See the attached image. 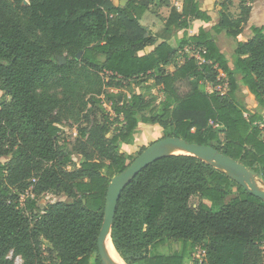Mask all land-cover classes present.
I'll use <instances>...</instances> for the list:
<instances>
[{
	"label": "trees",
	"instance_id": "16d2710c",
	"mask_svg": "<svg viewBox=\"0 0 264 264\" xmlns=\"http://www.w3.org/2000/svg\"><path fill=\"white\" fill-rule=\"evenodd\" d=\"M168 1L0 0V264H15L10 253L22 264H101L106 192L145 149L121 151L139 125L211 146L264 183V23L239 41L247 0H237L235 18V0H216L218 23L190 36L193 21L211 18L199 0H182L149 33L141 18ZM222 34L235 41L231 56ZM239 83L254 110L239 101ZM206 84L227 90L208 93ZM81 119L89 126L61 140V122ZM52 192L71 201L41 208L37 199ZM111 241L124 264H188L196 247L205 256L193 264H264V202L194 157L166 156L122 191ZM170 242L180 248L166 251Z\"/></svg>",
	"mask_w": 264,
	"mask_h": 264
},
{
	"label": "water",
	"instance_id": "95a60500",
	"mask_svg": "<svg viewBox=\"0 0 264 264\" xmlns=\"http://www.w3.org/2000/svg\"><path fill=\"white\" fill-rule=\"evenodd\" d=\"M80 55L81 52L76 57L79 58ZM58 60L60 64H64L65 62L63 58H59ZM170 147L182 149L189 156L210 165L217 171L223 172L229 179L246 190L250 195L264 202V187H261L264 186V183L257 179L254 171L247 169L243 164L223 155L211 146L189 144L182 139L173 137L161 138L140 152L126 169L111 179L108 185L103 222L97 237V256L101 264H111L106 253V244L110 242L113 246L111 241V228L122 191L131 180L150 164L166 156H172L167 154V149Z\"/></svg>",
	"mask_w": 264,
	"mask_h": 264
},
{
	"label": "rangeland",
	"instance_id": "374dc122",
	"mask_svg": "<svg viewBox=\"0 0 264 264\" xmlns=\"http://www.w3.org/2000/svg\"><path fill=\"white\" fill-rule=\"evenodd\" d=\"M252 0H247V4L252 3ZM117 4L123 3V5L126 3L122 2L121 0H114ZM181 0H169L168 4L169 7L166 6H158V2L154 3L150 6L148 12L144 15V17L141 18L140 23L146 27L149 33H156L160 31L164 26V20L167 19V17L170 14V10L172 7H175L176 9L179 7L178 3H180ZM27 3V0H26ZM249 6V5H248ZM216 10H220V8L217 7ZM229 12L233 18L237 17L239 14V6L238 1L235 0L232 7L229 8ZM146 16V17H145ZM264 17V15H263ZM264 23V21H263ZM247 25V24H246ZM261 26V25H260ZM181 34V33H179ZM178 34V35H179ZM225 36L218 37L219 40V46L223 50L224 53L231 56L233 53H231V49L234 46V44L231 43V41L228 40V38H224ZM220 38V39H219ZM235 43V41H234ZM190 53L192 51L189 50ZM63 59L68 58L65 54L61 57ZM80 58V57H79ZM182 61V58L179 57L177 60V63L180 64ZM170 69H173L172 66L166 67L167 71H170ZM152 80L148 81V85L152 84ZM132 91L134 93H140V90L138 87H135L134 84L131 86ZM226 88L224 86H221V91L224 94L226 92ZM141 93H144L143 91ZM151 94H153L157 99L161 97V88L160 87H154L151 90ZM1 96V94H0ZM238 97L239 101L241 103H244L245 108L249 111H252L256 108V103L254 101L253 96H251L246 88L242 86L241 83H239V91H238ZM264 114V113H263ZM93 118V117H91ZM79 126H89V123L84 124L83 119L78 121L73 120H63L61 124L59 125V128L61 130V140H65L66 143H72L74 141L75 135H76V129ZM162 138V129L157 125H139L138 132L134 137L133 143L131 145H125L121 148V151L125 154L136 156L138 152L141 150V148H146L152 143L158 141ZM81 159L79 157L74 158L73 164L74 167H79ZM257 179L260 181V179L257 177ZM264 187V186H261ZM56 201H65L69 202L71 201V198L62 196L58 193L52 192L47 193L44 195H41L38 199V205L43 208L45 205L49 203H54ZM180 248L179 243L177 242H170L167 247L165 248L168 252H174ZM9 259H12L15 264H22V260L20 257H13L12 254H8L7 256Z\"/></svg>",
	"mask_w": 264,
	"mask_h": 264
},
{
	"label": "crops",
	"instance_id": "0c3cea01",
	"mask_svg": "<svg viewBox=\"0 0 264 264\" xmlns=\"http://www.w3.org/2000/svg\"><path fill=\"white\" fill-rule=\"evenodd\" d=\"M121 1L125 2L126 0H121ZM215 1L216 0H199L201 9L208 13V15L211 18V21L209 23H203V22L198 21V20L193 21L192 28L187 31L188 35L191 36V35L197 34V32L200 28H203L204 30L209 31L213 26H215L218 23V21H219L218 12H219V10H216L217 7L215 6ZM112 2L114 5H119V3L117 4L116 2H114V0H112ZM251 2L252 3L248 4L251 8L250 18L248 20L247 25L244 27L243 33L241 34L240 38L238 39L239 41L244 42V41H247L248 39H250L252 37L250 27L251 26H260L263 24V21H264V17H263V15H264V0H252ZM181 4H182V0L180 3H178V5H179V7L177 8L178 11H180V9H181ZM233 4H234V2H233ZM120 5H123V3H120ZM165 21H166V19L163 22L165 23ZM180 33L181 34L178 33L179 35L177 34V37H179V38L182 36V32H180ZM220 36L222 37L224 35L222 34ZM224 38L226 39V37H224ZM228 40L231 41V43L235 45L233 39H228ZM152 49H153L152 47H147L145 49L144 53H148ZM230 52L231 53L234 52V46L232 47ZM173 70H174V67H173V69H170V72Z\"/></svg>",
	"mask_w": 264,
	"mask_h": 264
},
{
	"label": "bare ground",
	"instance_id": "6f19581e",
	"mask_svg": "<svg viewBox=\"0 0 264 264\" xmlns=\"http://www.w3.org/2000/svg\"><path fill=\"white\" fill-rule=\"evenodd\" d=\"M167 154L168 155L189 156L188 153L185 152L184 150L179 149V148H174V147L168 148ZM259 186H261V185L259 184ZM106 253H107V257L110 260L111 264H124L110 242H107V244H106Z\"/></svg>",
	"mask_w": 264,
	"mask_h": 264
},
{
	"label": "built area",
	"instance_id": "2783aa9c",
	"mask_svg": "<svg viewBox=\"0 0 264 264\" xmlns=\"http://www.w3.org/2000/svg\"><path fill=\"white\" fill-rule=\"evenodd\" d=\"M205 90L208 93H213L214 91L218 93H222L221 87L213 88V86H211L210 84H206ZM244 117H246V114H244ZM204 256H205V252L200 247H196L191 255V261L188 264H193L194 261L201 263L204 259Z\"/></svg>",
	"mask_w": 264,
	"mask_h": 264
}]
</instances>
